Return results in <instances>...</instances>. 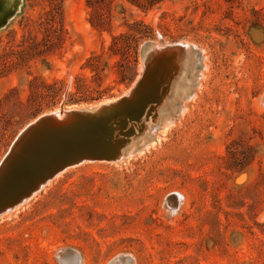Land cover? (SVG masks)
<instances>
[{
    "label": "rangeland",
    "instance_id": "374dc122",
    "mask_svg": "<svg viewBox=\"0 0 264 264\" xmlns=\"http://www.w3.org/2000/svg\"><path fill=\"white\" fill-rule=\"evenodd\" d=\"M95 3L0 7V19L12 14L0 29V101L13 91L0 108V132L14 124L0 163L40 115L127 93L148 44H184L158 107L159 134L119 163L66 169L0 215V264H264V0H162L147 10ZM104 16L110 31L90 23ZM171 51L161 68L153 59L159 77L175 65ZM33 80L57 90L36 114L28 106Z\"/></svg>",
    "mask_w": 264,
    "mask_h": 264
},
{
    "label": "water",
    "instance_id": "95a60500",
    "mask_svg": "<svg viewBox=\"0 0 264 264\" xmlns=\"http://www.w3.org/2000/svg\"><path fill=\"white\" fill-rule=\"evenodd\" d=\"M4 1L0 0V7ZM11 17L12 14H4L0 29ZM147 46L152 51L143 57V72L123 96L90 109H65L61 105L23 129L0 163V215L5 206L27 197L38 181L84 162L119 163L157 139L162 125L158 107L170 89L166 83L169 74L159 77L156 70L162 63L158 67L156 64L170 50L180 49L181 56V47L187 50L188 46L162 41ZM167 68L164 66V70ZM141 118L145 119L143 126H139ZM150 119L153 127L147 129ZM143 136L147 139L141 144L139 139Z\"/></svg>",
    "mask_w": 264,
    "mask_h": 264
},
{
    "label": "trees",
    "instance_id": "16d2710c",
    "mask_svg": "<svg viewBox=\"0 0 264 264\" xmlns=\"http://www.w3.org/2000/svg\"><path fill=\"white\" fill-rule=\"evenodd\" d=\"M107 1H111V0H87V4L89 6H93L94 2H96L95 4L102 5V4L106 3ZM126 1H128L129 3H131L133 5H136L137 7H139L142 10H147L148 8L154 6L155 4L160 3L162 0H126ZM52 14H53L52 21H54L56 19L57 15L61 16V10L57 11L55 14L54 13H52ZM90 23L94 28L102 30V31H110V29H111L109 18L105 17V16L98 21H94L91 18ZM118 39L119 38L113 37V41H115V43L113 45L115 48H117V46H118V42H116V41H118ZM11 64L12 63H10V62L7 63V67L11 66ZM0 72H1V70H0ZM38 88H40V89L42 88V89L47 90L46 91L47 93H45V95H43V92L37 93ZM30 90H31V94H30V97L28 100V106H30L34 109V111H33L34 114L39 113L42 110L40 108L43 104L44 105L50 104L51 99L54 100L55 94L57 92V90L55 89V85H47L45 83H42L39 85L36 80H33L30 82ZM89 90L90 89H88L86 86H83L82 88L79 89V91L82 94H86L88 92L90 93ZM11 94H13V91H12V93L5 95V97L0 101V108L2 107V105L4 103H6L9 100ZM82 100L83 101L93 100V98L92 97H83ZM18 123L19 122H16L15 124H18ZM8 124H9L10 128L13 127V125H14L12 123L6 122L5 128H7V129H5V131L0 132V142L2 140L4 142V140L7 138V133L9 131Z\"/></svg>",
    "mask_w": 264,
    "mask_h": 264
},
{
    "label": "bare ground",
    "instance_id": "6f19581e",
    "mask_svg": "<svg viewBox=\"0 0 264 264\" xmlns=\"http://www.w3.org/2000/svg\"><path fill=\"white\" fill-rule=\"evenodd\" d=\"M177 47V46H176ZM174 51H175V56L176 57H174V58H176L175 60H172V58H171V60L174 62V64L175 65H178L177 64V62H178V57H177V55H178V52H177V48L176 49H173ZM171 51V50H170ZM173 51V52H174ZM169 53V52H168ZM174 56V55H173ZM166 58V57H165ZM173 58V59H174ZM155 59V58H154ZM164 58H161V60H159V63L161 64V61L163 60ZM176 60H177V62H176ZM180 60V59H179ZM170 61V60H169ZM180 62V61H179ZM180 64V63H179ZM163 66V65H162ZM180 66V65H179ZM176 69H177V67H176ZM175 69V70H176ZM178 70V69H177ZM176 70V71H177ZM180 70V69H179ZM179 70H178V73H179ZM175 71V72H176ZM165 76H166V74H169V76L167 77V82L166 83H171V81L173 80H171V78H173V76H175L174 75V73H172V71H171V69H169L168 71H166V72H164L163 73ZM171 80V81H170ZM169 90V89H168ZM163 103V102H162ZM143 116V115H142ZM145 119L144 118H141V120H140V124H139V126H143L144 125V123H145V121H144ZM59 175V174H58ZM56 176V175H55ZM54 177V176H53ZM53 177H51V178H48V179H45V180H41V181H38L36 184V187L30 192V194L27 196V197H24V198H22V200L21 201H19L18 203H14V204H12V205H10V206H5V208H4V213H7V212H9V211H11V210H14V209H16L19 205H21V204H23V203H25V202H27L29 199H31L33 196H35V194H37V192L38 191H40V189H42L43 188V186L45 185V184H49L50 183V179H52ZM3 213V214H4Z\"/></svg>",
    "mask_w": 264,
    "mask_h": 264
}]
</instances>
